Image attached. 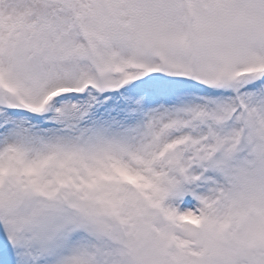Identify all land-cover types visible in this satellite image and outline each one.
<instances>
[{
	"label": "snow or ice",
	"instance_id": "1",
	"mask_svg": "<svg viewBox=\"0 0 264 264\" xmlns=\"http://www.w3.org/2000/svg\"><path fill=\"white\" fill-rule=\"evenodd\" d=\"M0 264H264V0H0Z\"/></svg>",
	"mask_w": 264,
	"mask_h": 264
}]
</instances>
